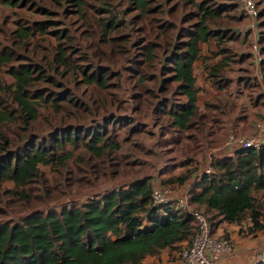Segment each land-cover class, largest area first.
<instances>
[{
	"label": "trees",
	"instance_id": "16d2710c",
	"mask_svg": "<svg viewBox=\"0 0 264 264\" xmlns=\"http://www.w3.org/2000/svg\"><path fill=\"white\" fill-rule=\"evenodd\" d=\"M154 1L130 0L137 14L127 19L125 12L129 9L119 18L104 7L103 0H98L99 5L95 7L83 0H71L70 6L74 7L81 23L86 22L84 25L90 21L85 15L87 7L95 8L100 44L106 47H119L121 41H128V33L124 32L129 25L139 23L142 26L138 32L144 39L128 43L127 50L129 54L137 49L138 58L130 61L128 54L120 55L126 63L132 62L123 68L128 77L133 75L135 83L122 90L127 97L112 100L110 106L116 102L114 112H109L107 105L99 102L104 112L101 120L93 122L95 126L79 123L84 103L73 89L55 76L58 73L62 77L78 74L85 84L102 91L112 86L111 79L121 81L122 73L107 64L74 68L77 49L67 30L56 21L35 20L26 26L18 21L13 34L20 46L27 48L29 38L34 35L48 34L55 43L46 57H40L39 63L29 61L11 45H0V68H6L14 81L10 85L0 81V186L5 181L12 182L15 189L11 193L21 197L23 188L40 178V166H61L69 160L71 153L65 151L67 146L74 149L82 146L87 156L105 159L121 149L120 133L126 135L122 139L124 142L142 134L152 137L155 133L148 129L149 126L158 128V140L163 137L164 143L171 140L178 146L184 140L190 141L188 152L191 153L198 137H207L212 124L220 122L223 103L213 101L205 102L203 107L197 105L193 66L201 59L200 44L215 39L213 53L221 54L223 59L211 66L203 64V69L217 89L229 85L231 80L225 74L226 67L242 61L243 55L238 60L235 58L227 42L237 39L238 35L219 22L223 17L240 19L235 12L237 6L228 0L219 3L177 0L182 6L193 8V12L181 17L182 25L177 26L173 21L158 19L163 11L160 6H152ZM0 2L12 7L27 4V0ZM36 12L44 14L47 11L38 8ZM256 22L260 53L264 54V6L258 9ZM154 32L155 41L150 39ZM259 66H264V58L260 59ZM48 68L54 76L47 73ZM151 69L156 72H149ZM252 79L246 75L243 81L247 85L255 81ZM148 82H156L157 89L147 87ZM47 104L53 109L55 126L52 124L50 128L53 129L47 130L45 135L26 136L25 132L35 129L40 109ZM143 117L153 122L145 123ZM1 124L7 130L15 126L21 131L16 144L14 138L2 130ZM166 129L172 132V139L168 141ZM134 147L141 145L135 143ZM212 155H207L204 166L192 178L188 198L191 207L194 206L192 209L203 208L212 235L220 223L240 225L245 220L249 224L240 232H264V146L225 150L219 157ZM184 161L193 165L195 159L190 157ZM120 164L123 163L118 161ZM206 165L210 167L209 173L203 172ZM189 177L190 174H184L175 181L183 184ZM153 188L151 177L137 176L125 185L106 189L81 201H68L58 209L33 210L20 219L1 220L0 264H143L146 257H157L163 250L169 254L178 250L174 255L179 261V252L191 244L197 232L196 221L190 213L172 205H153L150 200Z\"/></svg>",
	"mask_w": 264,
	"mask_h": 264
},
{
	"label": "rangeland",
	"instance_id": "374dc122",
	"mask_svg": "<svg viewBox=\"0 0 264 264\" xmlns=\"http://www.w3.org/2000/svg\"><path fill=\"white\" fill-rule=\"evenodd\" d=\"M83 1L92 3L94 7L99 5V3H97L98 0ZM103 1L106 2L104 7L111 9L119 18L124 15L122 12H124L125 9H129L125 12V17L127 19H129L132 15L137 14L136 10H132L133 4L130 0ZM213 1L219 3L223 0ZM228 1L233 3L234 6H237L235 8V12L238 13L241 18L238 20H232L223 17V20H221L219 24H221L222 27L228 26L233 30H235V28L243 30L244 27H249L251 21L246 19L243 20L245 17L241 12L240 0ZM154 2L155 3L152 6H160L161 11H163L159 14L160 17L158 19L173 21L177 26L182 25L180 19L183 15L191 11L193 12L192 7L187 6L186 4L182 6V4H180L177 0H155ZM256 3L258 9L261 10L264 6V0H256ZM70 4L71 0H27V4L24 7H21L20 3L17 6L12 7L7 3L0 2V45H11L14 50L23 54L29 61L39 63L40 57H46L48 52H50L54 46L53 44L55 41L53 37L48 34L43 36H31L29 38L30 41L28 42L27 48H24V46H20L17 43L13 32L19 25L18 21L23 23L25 26L35 20L44 19L56 21L60 27L68 31L71 42L77 49V53L75 54L77 60L74 62V68L78 65H87L92 67L98 64H107V67L112 70L120 71L124 78L121 77V81L120 79H111L110 83H112V86H109L107 89L102 91L85 84L81 80V76L78 74H70L71 77H69L70 75L62 77L58 73L55 76L58 81H62L64 85L73 89L76 97L81 101V103H84V106L82 107V116H80L81 122L79 123L87 126H90L91 124L95 126L97 124H94V121L101 120V115L104 112V110H101V108H103L102 103L104 102V104L107 105V109H110L109 112H114L113 107L116 105V102L113 106H110L112 100L116 99L117 101H120L121 97L126 96L122 90L133 86L135 83L133 75L131 74V77H128V74L123 68L124 65L131 64L132 62L126 63V59H122L120 55L125 56L128 54V43L135 44L134 42L144 39V37H142L143 34L138 32V29H141L142 26L139 23L136 25H129L131 24L129 21V26L124 32V34L128 33V41H121L119 47L109 48L100 44L102 42L99 40L100 29L96 22L98 15L95 8H92L91 6L87 7L85 15H87L90 21L88 20V24L84 25L86 22H84V24L81 23L78 15L74 12V7L70 6ZM38 8H44L47 12L44 14L36 12V9ZM128 12L129 14L127 15ZM241 20L243 21L241 22ZM155 35L156 32L152 33L150 39L155 41ZM237 35L238 39L240 34L237 33ZM157 40L159 41V38ZM245 41L248 43L245 47L241 44V46H238V40L233 44H228V46L232 48V51L236 49L237 46L242 52L244 49L250 50L251 38H249L247 34L245 35ZM251 51H253V49L250 50V52ZM137 52V49H132L127 55V58L130 61L132 59H137L139 55ZM246 53L248 52L241 53V55H243L242 61L231 64V75L235 73L236 77H243L242 79H245L246 75H250L252 67L250 63L251 60L244 56ZM148 71L156 72L155 69ZM47 73L54 76L50 68H48ZM0 81H3L7 85L14 82L13 78L6 72V68L4 67L0 68ZM146 86L151 87L154 90L157 89L156 82H148L146 83ZM247 88V90L252 93V90H250L249 87ZM95 100L97 102H95ZM100 101H102V103L99 104ZM86 107L87 110H85ZM40 111L41 114L35 129L33 131L31 130V133L25 132L26 136L45 135L47 130L53 129L50 128L52 124L55 126L53 122L55 116H53V109L50 104L42 106ZM129 113L131 114V111H129ZM71 119L72 118H70V121L73 122ZM142 121L149 124L153 122L151 118L147 119L144 117L142 118ZM1 127L2 130L6 132V135L8 134V136L14 138L16 144L17 136L22 135L21 131L17 130L15 126H12L11 130H7L4 124H1ZM148 129L155 133V135L152 137L147 134L134 136L130 142H124L122 139L126 137V135L120 133L119 141L121 143V149L116 154L111 153V157L106 156L105 159L102 158L104 160L87 156L88 154L82 146L75 149L67 146L65 151L71 153L69 160L61 166H40V178L24 187L23 190L20 189L22 190L21 197L11 193L15 189L13 183L5 181L0 186V221L20 219L33 210L45 211L49 208L58 209L62 205H65L68 201H81L90 195H95L106 189L125 185L132 178L137 176L151 177L152 182H154V187H168L177 191L188 190V187L191 184L184 186L186 182L179 184L175 181V178L181 177L184 174L189 176L190 174L189 179H191L199 173V170H201L204 166L205 160L208 159L207 154L210 152L209 147H206L208 137H205L203 142H201L202 140L198 137L199 141L197 143L199 146H197V143V145L195 144V146H197L196 154L193 155V153L188 152L190 144L187 142H183L180 148L179 146H164V142H162V140H158V128L152 129L149 126ZM164 132L168 134V138L172 139V132L170 130L166 129ZM187 133L193 134V132ZM135 143H138L141 147L144 146L145 148L134 147ZM185 152H187V154H185ZM197 154L200 162H197L196 166L191 165V167L187 169L182 167L184 159L190 157L195 159ZM122 155L123 157L119 158ZM118 161H121L123 164L118 165ZM181 187L183 188L181 189ZM77 196L78 198H75ZM191 208H194V206ZM198 212L203 215V208H199ZM246 221L247 220H245L243 224H246ZM215 237L227 239L231 244H233L231 239L224 237L223 235ZM176 251L178 252V250ZM164 252H166V250H163L160 255ZM177 252L173 253L176 254ZM260 253H264V247L261 249ZM170 255L172 254H169V256ZM175 258L177 259L176 255Z\"/></svg>",
	"mask_w": 264,
	"mask_h": 264
},
{
	"label": "crops",
	"instance_id": "0c3cea01",
	"mask_svg": "<svg viewBox=\"0 0 264 264\" xmlns=\"http://www.w3.org/2000/svg\"><path fill=\"white\" fill-rule=\"evenodd\" d=\"M243 16L245 17L243 20H249L251 24L249 27H244L243 30L235 28V33L240 34L237 39L238 46L240 44L244 47L246 44L248 45L245 41V35L247 34L248 37L251 38L250 50L253 49V51L250 52V50L244 49L242 52L237 46L233 52L237 60L240 58L241 53L248 52L246 56L251 60L250 63L252 66L249 76L253 78L252 80L255 79V81H251L250 84L246 85L243 81L244 79H242L243 77H236L235 73L231 75V63L229 67H226L225 72L226 76L231 80L229 85L226 88L217 89L211 83L210 78L203 69V64L211 66L221 62L223 59L221 54L216 55L213 53L216 49L215 39H210L200 44L201 59L197 60L193 66L197 105L203 107L205 102L213 101L217 103L221 102L224 105V108L220 110L221 116L218 115L220 117V122L218 124H212L211 130L207 135L208 143H206V147H209L214 157L224 155L225 150L229 151V149H225L224 146V141L228 133H233L234 135L242 137L251 136L253 134L254 123L257 122L260 117L264 116V66L259 68L260 59L264 58V54L260 53V46L258 43L259 29H257L256 19L252 20L245 15ZM243 20H241V22ZM235 41L229 40L227 44H233ZM257 53L260 59L257 58ZM238 62L240 61L238 60L235 63ZM254 83H256L257 86H255ZM247 87L252 90V93L247 90ZM213 113H216V111H213ZM204 138L205 136H201L199 139L203 142ZM166 139L167 141L170 140L167 136ZM162 142H164L163 138ZM183 142H187L191 145V142L188 140H184ZM164 146L176 147L177 144H173L170 140L164 143ZM178 146L180 148L182 145L180 144ZM197 146H199V144ZM197 146H192L193 151L191 153H193V155L196 154ZM197 162H200L198 154L195 157L193 166H196ZM184 163L182 166L183 168L187 169L191 167V162L188 163V161H184ZM192 180V178L187 180L184 186H188V184L192 185ZM182 188L183 187H181V189ZM246 222V224L242 222L240 225L223 222L214 230L213 234L215 236L223 235L231 239L234 244V252L231 255L222 257L220 264H249L264 247L263 231H258L255 234H244V232H240L241 228L244 229L249 224L248 221ZM171 254L172 255L169 256V251L166 250V252L159 255V257H146L143 260V264H180L175 258L174 253Z\"/></svg>",
	"mask_w": 264,
	"mask_h": 264
},
{
	"label": "built area",
	"instance_id": "2783aa9c",
	"mask_svg": "<svg viewBox=\"0 0 264 264\" xmlns=\"http://www.w3.org/2000/svg\"><path fill=\"white\" fill-rule=\"evenodd\" d=\"M240 2L243 15L252 20L256 19L258 14L256 0H240ZM257 58L260 59L258 53ZM224 146L230 151L244 148L259 149L264 146V116L254 123L251 136L242 137L228 133ZM207 155L210 157L211 153L209 152ZM207 165L203 170L205 173L210 172V167ZM190 187L191 185L186 191H177L168 187L156 186L150 193L151 203L155 206L172 205L176 209L190 213L196 221L197 232L191 244L179 252L180 264H220L222 257L234 252L233 244L227 239H220L212 235L205 216L191 208L188 199ZM258 263H264V253L257 254L249 264Z\"/></svg>",
	"mask_w": 264,
	"mask_h": 264
}]
</instances>
